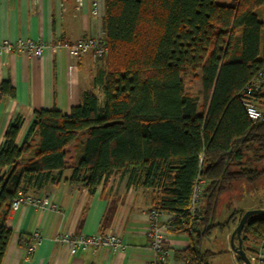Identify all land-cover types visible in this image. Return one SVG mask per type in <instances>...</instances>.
<instances>
[{
	"label": "trees",
	"instance_id": "1",
	"mask_svg": "<svg viewBox=\"0 0 264 264\" xmlns=\"http://www.w3.org/2000/svg\"><path fill=\"white\" fill-rule=\"evenodd\" d=\"M104 40L108 54L97 63L103 68L94 81L102 98L84 92L69 115L57 108L36 110L20 146L21 119L4 135L0 264L12 236L7 221L13 200L62 176L67 149L81 138L83 155L71 184L81 183L93 194L114 175L130 172V182L154 190L152 210L174 215L172 231L200 229L189 234L184 259L211 264L216 254L202 249L204 240L215 229L231 230L246 212L236 210L217 223L221 197L264 177L257 168L264 167V111L262 120H251L243 96L264 67V0H233L229 6L217 0H106ZM0 93L16 95L9 81L1 83ZM253 100L264 105L262 91ZM33 148L35 155L23 162ZM198 179L206 185L201 214L193 219ZM263 241L264 216L254 215L242 232L247 255Z\"/></svg>",
	"mask_w": 264,
	"mask_h": 264
},
{
	"label": "crops",
	"instance_id": "2",
	"mask_svg": "<svg viewBox=\"0 0 264 264\" xmlns=\"http://www.w3.org/2000/svg\"><path fill=\"white\" fill-rule=\"evenodd\" d=\"M100 2V14L94 18L91 0H63L67 8L64 14L60 0H0L1 39H32L46 45L41 58L16 53L0 56V85L9 81L16 92L13 98L0 93V150L5 133L15 120L22 121L17 140L20 146L36 110L57 108L69 115L84 92L95 91L102 98L94 81L103 65L94 64L91 52L73 58L64 47L88 37L105 39L106 0ZM198 83L201 86V81H197V89ZM84 140L81 138L67 149V167L62 176L56 175L54 183L28 195L38 201L48 197L57 206L56 211L23 204L10 212L7 226L12 236L2 264H153L155 253L147 230L156 199L154 190L130 182V172L114 175L93 194L81 183L71 184L68 180L83 155ZM37 141L36 136L31 138V143ZM34 155L33 148L22 161ZM221 213L219 219L223 220L227 213ZM173 220L174 215L161 213L160 223L165 228L171 254L168 264H190L183 252L191 246V238L189 234L172 231ZM108 231L121 236L123 252L100 249L72 257L67 247L53 242L59 233L78 236ZM34 232L39 233L40 243L35 253L28 255V236ZM231 232L215 229L202 243L204 251L216 254L211 264L223 258L229 264L238 263L230 244Z\"/></svg>",
	"mask_w": 264,
	"mask_h": 264
},
{
	"label": "built area",
	"instance_id": "3",
	"mask_svg": "<svg viewBox=\"0 0 264 264\" xmlns=\"http://www.w3.org/2000/svg\"><path fill=\"white\" fill-rule=\"evenodd\" d=\"M37 0H34L36 2ZM81 2L82 0H77ZM92 1V14L94 18H97L100 14V0ZM61 13H66L67 8L60 0ZM68 49L70 55L73 58L84 55L87 52L92 53L93 61L96 64L101 59L105 58L108 54V44L105 40L88 37L79 40L73 44H66L64 46ZM46 45L43 41H35L32 39H17L6 40L0 38V56L8 53L24 54L28 56H34L41 58L45 51ZM264 88V67L257 73V75L251 80V82L243 90V96L245 98L244 106L247 116L254 122L263 119V113L259 110L257 103L253 100V97L260 93ZM206 185V181L198 179L194 188L191 215L193 219H196L201 214L200 198L202 191ZM23 204H32L42 210L51 209L56 211L58 208L54 205L48 197L41 201L34 200L29 196L19 195L12 202V210L16 211ZM161 213L152 210L149 214V227L147 230V238L150 242V247L155 253V259L153 264H168L170 259V249L167 244L165 236V228L160 223ZM191 228L189 234L193 230H200L199 228ZM32 240L27 246V254H34L39 243L40 235L38 232H34ZM53 242L63 245L68 248L69 254L74 257L79 254L86 253L88 251H98L100 249H108L112 253L123 252L125 250V244L121 236L115 232L108 231L106 233L92 234V235H78L74 236L70 233L57 234ZM253 253V252H252ZM249 258L254 264H264V241L261 242L257 249Z\"/></svg>",
	"mask_w": 264,
	"mask_h": 264
},
{
	"label": "rangeland",
	"instance_id": "4",
	"mask_svg": "<svg viewBox=\"0 0 264 264\" xmlns=\"http://www.w3.org/2000/svg\"><path fill=\"white\" fill-rule=\"evenodd\" d=\"M217 3L222 6H229L233 3V0H217ZM101 4V2H100ZM258 16L263 19V10L258 9L257 12ZM98 63V62H97ZM97 63L95 65H97ZM198 90H201L200 83H198ZM201 104V101H200ZM259 110L264 111V105L257 102ZM259 170H264L263 165L257 166ZM235 190H232L229 193L224 194L221 199L217 210V222L221 223L224 220L228 218L229 215H231L235 210H252V209H264V177L261 178L257 183L253 185H235ZM227 213L226 216H223V220L219 219L221 216L222 211ZM224 213V215H225ZM239 224V223H238ZM238 224L233 225L230 231H234ZM231 232V234H232ZM236 245L238 244L235 240ZM250 243V242H248ZM209 245H212L210 242ZM258 246V245H257ZM257 246H253L257 249ZM254 253V251H251L250 253ZM252 253V254H253ZM213 264H229V260L227 258H223L221 261L215 259L214 261H211ZM236 264H238L236 262Z\"/></svg>",
	"mask_w": 264,
	"mask_h": 264
},
{
	"label": "water",
	"instance_id": "5",
	"mask_svg": "<svg viewBox=\"0 0 264 264\" xmlns=\"http://www.w3.org/2000/svg\"><path fill=\"white\" fill-rule=\"evenodd\" d=\"M254 215H263L264 216V209H252L245 212L242 216L238 226L231 234L230 244L233 252L238 255L244 262V264H254L247 253L244 250L243 242H242V232L244 226L246 225L248 219ZM237 241V245L235 243Z\"/></svg>",
	"mask_w": 264,
	"mask_h": 264
}]
</instances>
